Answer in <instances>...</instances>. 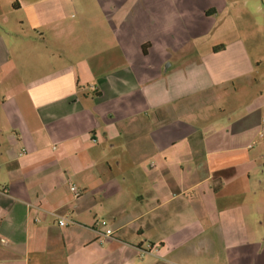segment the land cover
Returning <instances> with one entry per match:
<instances>
[{
    "label": "crops",
    "instance_id": "crops-1",
    "mask_svg": "<svg viewBox=\"0 0 264 264\" xmlns=\"http://www.w3.org/2000/svg\"><path fill=\"white\" fill-rule=\"evenodd\" d=\"M141 253L264 264V0H0V264Z\"/></svg>",
    "mask_w": 264,
    "mask_h": 264
},
{
    "label": "rangeland",
    "instance_id": "rangeland-1",
    "mask_svg": "<svg viewBox=\"0 0 264 264\" xmlns=\"http://www.w3.org/2000/svg\"><path fill=\"white\" fill-rule=\"evenodd\" d=\"M203 28L209 30V33L207 35L208 40H212V39L221 40L224 37V35H230L233 32L232 31L233 27L226 25L225 21L222 20V18H219L218 20L207 21V23H199L198 30H201ZM205 39L206 38H204V40ZM238 84H239L238 82L235 83V85ZM231 98H236V97L231 96ZM145 258H146L145 254L141 253L139 258H137L139 260H135V264H151V262L146 263Z\"/></svg>",
    "mask_w": 264,
    "mask_h": 264
},
{
    "label": "built area",
    "instance_id": "built-area-1",
    "mask_svg": "<svg viewBox=\"0 0 264 264\" xmlns=\"http://www.w3.org/2000/svg\"><path fill=\"white\" fill-rule=\"evenodd\" d=\"M71 191H75V188H74V187H71ZM76 196H77V194H76ZM58 224H59L60 226H64V225H65V221H64V220H60V221L58 222ZM111 235H112L111 231H109V230H106V231H105V234H104L105 237H110Z\"/></svg>",
    "mask_w": 264,
    "mask_h": 264
}]
</instances>
